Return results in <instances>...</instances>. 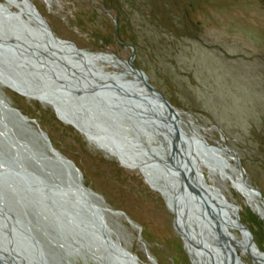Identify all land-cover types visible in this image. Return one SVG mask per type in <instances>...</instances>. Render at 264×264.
Here are the masks:
<instances>
[{"label": "rangeland", "instance_id": "rangeland-1", "mask_svg": "<svg viewBox=\"0 0 264 264\" xmlns=\"http://www.w3.org/2000/svg\"><path fill=\"white\" fill-rule=\"evenodd\" d=\"M30 1L55 36L104 58L94 57L99 61L95 72L102 79L144 96L137 80L120 64L130 60L173 107V123L168 122L172 139L157 118V126L143 123L139 127L131 119L110 123L126 129V142L112 140L122 144L113 145L130 152L131 159L136 150L130 148L139 142L150 150L156 146V157L149 162L158 182L169 184L167 176L175 175L167 167L172 154L166 146L173 143L176 131L183 142L184 134L192 142L203 138L207 145L231 149L216 152L221 167L212 162L209 167L199 165V175L203 184L222 189L264 253V0ZM0 3L11 13L23 11L20 0ZM0 90L11 107L35 120L52 147L74 163L82 184L101 196L103 208L123 212L137 226L124 216L104 213L111 238L135 255L139 264H193L174 229V213L164 187L157 188L135 165L61 117L50 98L38 97L39 102L8 88ZM146 105L151 110V104ZM242 176L260 197L243 185ZM235 229L231 224L227 227L240 240ZM35 232L40 237L41 230ZM51 246L60 264H94L83 253L69 258L58 246ZM253 251L251 255L239 246L237 254L243 264H264V255Z\"/></svg>", "mask_w": 264, "mask_h": 264}, {"label": "water", "instance_id": "water-1", "mask_svg": "<svg viewBox=\"0 0 264 264\" xmlns=\"http://www.w3.org/2000/svg\"><path fill=\"white\" fill-rule=\"evenodd\" d=\"M20 3L23 11L19 13L9 12L0 3V87L21 96L24 92L25 98L47 94L51 101L81 118L93 132L126 142V129L110 123L116 119H131L137 121L139 127L144 125L131 109L135 104L130 95L127 96L131 101L129 108L127 103L117 101L121 96L111 88L101 85L95 90L99 76L93 70L96 64L87 57L92 53L55 36L30 0H20ZM116 33L115 30V36ZM123 63L169 114L175 113L141 70L130 60ZM184 141L176 131L172 155L178 149L179 153L178 163L173 165L194 194L197 191L190 188L187 173L200 162H212L221 167L215 151L223 148L207 145L203 138ZM81 180L74 163L52 147L35 120L11 107L0 95V264H60L57 254L51 251V244L58 246L66 257L83 253L94 264V259L98 264H139L125 246L112 240L104 213L124 216L131 226H137L123 212L103 208L101 196L85 187ZM242 180L260 197L257 188L244 177ZM180 200L185 215L183 226L200 235L193 230V226L198 225L195 219L199 205L193 204L185 194ZM204 208L207 209V205ZM236 219L239 221L237 216ZM173 223L175 231L183 238L175 213ZM239 226L246 235L247 247H255L252 232L241 222ZM37 229L41 230L40 237L35 232ZM202 230L205 233L204 226ZM203 232L199 242L206 249L210 242ZM216 236L218 249L211 264H243L237 253L226 247L220 228Z\"/></svg>", "mask_w": 264, "mask_h": 264}, {"label": "bare ground", "instance_id": "bare-ground-1", "mask_svg": "<svg viewBox=\"0 0 264 264\" xmlns=\"http://www.w3.org/2000/svg\"><path fill=\"white\" fill-rule=\"evenodd\" d=\"M99 54H101V53H99ZM80 56H82V55H80ZM87 57H88L89 61L94 62L95 64L99 61L96 60L94 57H97V58L104 60V58L98 54H90ZM105 61L107 62L108 60H105ZM111 61H113V60H111ZM113 62L119 63L118 61H113ZM120 64H123L126 68V71L128 73H130L133 78H135L137 80V82L140 85V88H142L143 91L145 92V95L144 96H135L127 88H125L121 85L119 86L117 84H112L110 79H102V77H100L99 75H98L99 78H97L98 83H96L98 86H95V88H96L95 90L98 91V88H100L101 85H103L107 88H111V90H114L116 92V94H119V96H121V98L117 99V101H121L122 104L127 103V105L131 103V101H129L127 98V96L130 95V97L133 99V102H134L133 104L137 105V106L134 105V107L131 106V109H133L135 116L142 123H146L148 125H151V123H152L154 126H157V125H155L156 124L155 118H157V120H158L157 123L159 124V121L163 123L164 132L166 133V135L168 137L171 138L172 128L170 126H171L172 121H173L172 117L174 116L175 113L170 114L171 117L167 116L166 112L164 111L166 109H165V107H163V104H161L159 102V100L155 99V96L152 95L150 92H148L144 88V86L140 83L141 79L138 76H136L135 74L131 73L128 70L126 64L121 63V62H120ZM93 70H94V72L96 71L95 68H93ZM112 78L114 79V77H112ZM22 94L25 95L24 92H22ZM0 95H3L1 90H0ZM44 96L47 98H50L47 94ZM33 97H36L33 99L40 101V99L38 98L40 96H38V97L33 96ZM134 100L137 101L138 103L135 102ZM53 103L55 105L57 112L59 113V115L61 117H63L67 121H69L75 127L79 128L83 133L90 136L94 141L99 142V143L103 144L104 146H106L113 155L117 156L118 158H120L121 160H123L125 162L132 163L133 165H135V167L138 169L139 173L145 179H147L149 181H153L154 184L157 186V188L164 187L166 189L167 196L170 200V204L172 206L173 213H175V215L177 217V223L179 225V230L183 234V240H184V243L187 247V250L189 251V255L192 259L193 264H211L213 257H215V254H216L215 252L218 249L216 246V241H217L216 230L218 228H220L221 235L225 238L226 247L233 249L236 253H237V251L239 252V246H241V247L244 246L246 251H248L251 255L255 254L253 249L259 255H264V253L259 251L256 246L253 248L247 247L246 235L244 234V232L242 231V229L239 226L240 221H237V219H236V216L238 217L237 211H235V213H234L233 208H232L231 204L228 202V200L225 198V196L222 192V189L215 190L214 187L208 186V185L202 183L201 177L199 175V165L209 167V164H207L205 162H200L197 165H193L194 166L193 170L190 171L189 173H187L188 180H189V183L191 186L190 188L197 191V193H194V194L191 191L189 193L186 190L187 185L185 183H183L184 184L183 185L182 182L179 181V176H178L179 174L177 172V169L175 168L176 165H173L174 163L175 164L178 163L177 162L178 152L175 151L176 154L175 155L173 154L171 156L168 166H167V164L165 165V162L164 163L161 162L163 164L162 166H167V167L171 166V167H169L171 169L169 171H172V174L175 173V175H173L171 177L167 176V181L170 182L169 184L164 183L162 181L158 182V180L153 177L152 167H151L150 162H149V161H151V159H153V157H156V156H154L155 152L153 151L156 148V146L152 145L151 150L153 151V153H150L151 150L149 148H144V146H146L145 143L142 141L139 142L138 144H136L135 148H130L132 150L138 151V152L135 151V154H133V158L131 159L130 156L132 154L130 152L122 150L120 147L122 144L115 142L114 140L110 139L109 137H107L108 135L101 134L103 138L100 137L101 136L100 133L93 132V130L91 128H88L86 125H84L81 122V118H79L76 114H73L69 111H66L62 106H60L58 103H55L54 101H53ZM146 103L151 104L150 105L151 110H149L147 108ZM128 107H129V105H128ZM140 110H142L144 112L145 117H147L148 119H145V117L142 115L143 113H141ZM168 122H170L171 124H169ZM183 136L186 140L191 141V139L189 137L185 136L184 134H183ZM133 141H135V139H133ZM135 142H137V141H135ZM113 144H119L120 146H119V148H117V146H115ZM168 146L171 148H169ZM145 149H148V150H145ZM157 149H159V148L157 147ZM166 149H168L170 151V153L172 154L171 142L167 143ZM143 151L144 152L146 151L147 154L143 153ZM221 151H225V152L227 151L228 152V150H226L225 148H223ZM215 152H217V151H215ZM216 160H217V162H219V160L217 158H216ZM162 168L165 169V167H162ZM237 170L240 171L238 168H237ZM187 172H188V170H187ZM241 174H242V172H241ZM242 177H244V176H242ZM241 180H242V178H241ZM242 182H243V180H242ZM248 190L251 191L250 189H248ZM182 194L187 195L191 199V202L193 204L196 202L199 205V206L197 205L198 206V208H197L198 210L196 213L197 219H195L196 224H198L199 226L198 225L193 226V230L195 232H198L200 235H197L192 230L183 226V222H184L183 218L185 217V215L183 214V209L180 205V202H181L180 198L182 197ZM205 205H207L208 211L206 208H204ZM208 212H210L211 215ZM232 215H233V218L231 220L230 217ZM230 224L232 226H234L236 228L235 230H237L240 233V235H241L240 240L241 241L235 240V238L231 234H229L227 227H229ZM202 225L204 226V228L206 230L205 233L202 230L203 229ZM202 232L207 235L206 237L208 238V241L210 242L208 246H205L206 249H203L202 244H200V242H199ZM112 240H114V239H112ZM237 256L239 257L238 254H237ZM92 259H94V258H92ZM240 261H241V259H240ZM94 262H95V264H98L96 259H94Z\"/></svg>", "mask_w": 264, "mask_h": 264}, {"label": "trees", "instance_id": "trees-1", "mask_svg": "<svg viewBox=\"0 0 264 264\" xmlns=\"http://www.w3.org/2000/svg\"><path fill=\"white\" fill-rule=\"evenodd\" d=\"M249 229V228H248ZM250 230V229H249ZM251 231V230H250Z\"/></svg>", "mask_w": 264, "mask_h": 264}]
</instances>
